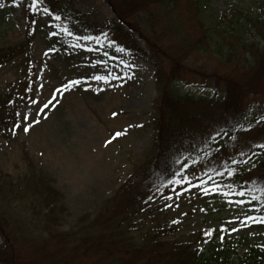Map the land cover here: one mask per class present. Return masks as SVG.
Wrapping results in <instances>:
<instances>
[{
    "label": "rangeland",
    "instance_id": "374dc122",
    "mask_svg": "<svg viewBox=\"0 0 264 264\" xmlns=\"http://www.w3.org/2000/svg\"><path fill=\"white\" fill-rule=\"evenodd\" d=\"M183 4L180 0V10ZM69 5L86 13L92 24L109 20L120 24L107 0H69ZM257 5V0H204L200 16L211 33L224 28L223 19L255 16ZM29 16L26 0H0V48L24 39ZM32 19L35 29L28 52L0 68V98L16 97L31 84L29 100L18 104L19 120L7 122L0 130V214L32 250L38 249L43 264H106L101 255H70L72 245L83 249V236L104 229L135 246L150 244L148 239L170 224L159 240L196 247L211 236L264 243V206L239 198L211 180L196 179L145 208H133L136 201H129L125 193L116 207L119 188L154 161L156 132L151 121L157 113L159 88L152 64L109 43L86 42L83 29L66 30L41 9ZM188 22H181L180 34L195 37ZM121 27L147 52L136 32ZM244 32V40L263 45L258 35ZM219 60L208 51L188 53L181 64L193 71L180 73L179 85L189 94H203L208 85L222 92L229 78L232 87L241 88L244 124L223 142L219 153L240 167L237 160L254 149L257 158H264V148L257 147L264 145V87L256 93L242 88L249 79L264 85V68L253 78L249 72L238 75L235 60L230 64ZM203 172L200 166L190 178ZM41 181L56 191L47 209ZM104 207L115 211L103 212ZM98 215L110 217L107 225L95 222ZM43 244L44 250H39ZM51 251L55 260L47 259Z\"/></svg>",
    "mask_w": 264,
    "mask_h": 264
},
{
    "label": "trees",
    "instance_id": "16d2710c",
    "mask_svg": "<svg viewBox=\"0 0 264 264\" xmlns=\"http://www.w3.org/2000/svg\"><path fill=\"white\" fill-rule=\"evenodd\" d=\"M26 1L30 16L25 37L15 45L0 48V68L28 52L35 29L32 16L37 9L66 30L70 31L72 27L83 29L86 42L109 43L128 55L146 57L152 64L159 88L157 113L151 121L156 132L153 140L154 161L150 168L141 169L119 188L114 197L116 207L120 204L121 196L128 193V200L136 201L133 208H145L165 193L194 183L196 179L222 183L235 196L264 206V158L256 157L257 149L237 160L240 167H235L232 159L219 156L223 142L244 124L241 88L232 87L233 79L229 78H225L222 92L217 91L215 85H208L209 91L203 94H189L182 92L179 85L182 78L180 73L193 71L181 64V60L194 50L208 51L220 57L223 64L235 60L234 71L238 75L249 72L255 78L254 74L262 72L264 0H257L255 16L243 18L237 15L235 20L223 19L224 28L211 33L200 16L204 0H184L181 10L180 0H107L120 24L109 20L103 25L90 23L86 13L71 7L69 0ZM57 16L59 20L55 19ZM243 19L247 21L245 25ZM183 21H189L194 33H197L195 37L180 34L179 26ZM121 26L136 32L147 52L138 47ZM241 31L258 35L263 45L258 47V43L244 40ZM29 72L30 76L33 75L31 69ZM28 87L26 92L24 90L16 97L0 98V130L7 122L13 124L19 120L18 104L29 100L31 84ZM263 87L249 79L242 88L246 92L256 93ZM188 105L195 106L187 110ZM200 166L204 168L203 174L191 179L190 174ZM36 180L30 179L29 182ZM40 185L41 195L46 197L47 209L56 191L42 181ZM102 211L111 213L115 209L104 207ZM109 220L110 217L98 215L95 222L105 226ZM170 226H162L148 239L150 244L141 246L127 243L124 237L104 229L95 236H83V249L72 245L70 255L72 258L80 254L101 255L106 264H264V243H241L239 239L226 240L224 236L216 240L215 236H211L206 243L196 247L192 243L159 240L162 230H168ZM0 236V264H43V255L39 256L36 248L32 250L31 245L2 214ZM44 247L45 244L39 250H44ZM51 254L47 259L55 260L54 252L51 251Z\"/></svg>",
    "mask_w": 264,
    "mask_h": 264
},
{
    "label": "snow or ice",
    "instance_id": "6c2138e0",
    "mask_svg": "<svg viewBox=\"0 0 264 264\" xmlns=\"http://www.w3.org/2000/svg\"><path fill=\"white\" fill-rule=\"evenodd\" d=\"M35 6V4H33V7ZM44 11L45 12H47L48 10L47 9H44ZM55 19H57V20H59L60 19V17L59 16H57V17H55ZM85 39H87V37H85ZM96 79H102V77H96ZM48 105H45V107H47ZM25 119H26V117H25ZM24 131H28V128L26 127V128H24ZM114 135H116V136H118V135H120V133H115ZM257 147H261V148H264V145H257ZM183 179V178H182ZM178 183H179V181H178ZM214 189L215 188H217L218 187V185H213L212 186ZM241 203H242V201H240ZM248 219H252L251 217H247ZM233 230H235V229H233ZM207 234V233H206Z\"/></svg>",
    "mask_w": 264,
    "mask_h": 264
}]
</instances>
